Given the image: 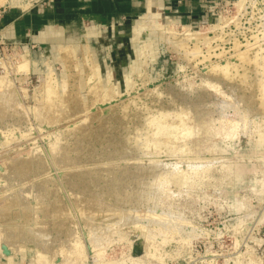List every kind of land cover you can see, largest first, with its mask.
<instances>
[{
    "label": "rangeland",
    "instance_id": "rangeland-1",
    "mask_svg": "<svg viewBox=\"0 0 264 264\" xmlns=\"http://www.w3.org/2000/svg\"><path fill=\"white\" fill-rule=\"evenodd\" d=\"M239 2L154 10L136 50L141 14L12 45L0 264H264V0Z\"/></svg>",
    "mask_w": 264,
    "mask_h": 264
},
{
    "label": "crops",
    "instance_id": "crops-1",
    "mask_svg": "<svg viewBox=\"0 0 264 264\" xmlns=\"http://www.w3.org/2000/svg\"><path fill=\"white\" fill-rule=\"evenodd\" d=\"M205 1L211 0H8L0 6L4 7L0 11V35L10 43L45 45L52 41L60 49L70 46V38L63 37L60 27L94 25L82 36L84 43H89L88 36L98 32L100 25H115L141 14L138 20L150 9L193 15Z\"/></svg>",
    "mask_w": 264,
    "mask_h": 264
},
{
    "label": "bare ground",
    "instance_id": "bare-ground-1",
    "mask_svg": "<svg viewBox=\"0 0 264 264\" xmlns=\"http://www.w3.org/2000/svg\"><path fill=\"white\" fill-rule=\"evenodd\" d=\"M243 0H240V2H242ZM8 2V0H0V6L1 5H3V4H5V3H7ZM239 2V3H240ZM159 14L158 13H155L153 10H148V12H147V14H146V19L144 20V22L143 23H141V24H138V25H136V26H134L133 27V31H132V42H133V47H134V50H136L137 49V46H138V42L140 41V42H142L143 40V36H144V34H146V33H148V32H150V29L148 28L149 27V24H151L152 23V21H153V17H155V16H158ZM155 20V19H154ZM156 23V22H155ZM158 24V23H157ZM154 25H156V24H154ZM153 25V26H154ZM160 26V25H159ZM155 27V26H154ZM160 27H163L162 25L160 26ZM159 27V28H160ZM157 28H158V26H157ZM164 28V27H163ZM156 29V28H155ZM160 29H162V28H160ZM163 31H164V29H163ZM188 31H189V29H188ZM165 32V31H164ZM167 32V31H166ZM174 33V32H173ZM190 34V33H189ZM173 35V37H175L174 35L175 34H172ZM164 37H165V35H163ZM168 36H171V35H168ZM185 37V36H184ZM162 38V37H161ZM175 38H177V37H175ZM181 38V37H180ZM163 39H165V38H163ZM184 39V38H183ZM176 40H178V39H176ZM182 40V39H181ZM144 42V41H143ZM142 42V43H143ZM177 43V42H176ZM139 44H141V43H139ZM144 44V43H143ZM142 47H143V45H142ZM65 50H68V51H70L71 52V50H69V48L67 47V48H61V52L62 51H65ZM141 50V49H140ZM137 51H139V49L137 50ZM25 52V51H24ZM23 52V53H24ZM28 53V52H27ZM65 53V52H64ZM136 53V52H135ZM66 55V54H65ZM137 55V54H136ZM23 57H24V55H23ZM66 57V56H65ZM142 57V56H141ZM25 58V57H24ZM30 58V57H29ZM70 58V57H69ZM19 59H20V57H19ZM18 59V60H19ZM25 59H27V58H25ZM91 59V58H90ZM137 59V58H136ZM18 60H17V62H18ZM21 60H22V57H21ZM65 60V59H64ZM20 61V60H19ZM30 61L32 62L31 64H33V66H34V69L36 68L37 70L38 69H40L39 68V66H38V63H37V61L36 60H34L33 59V57H31V59H30ZM66 61V60H65ZM87 61V60H86ZM92 61V60H91ZM9 62V61H8ZM23 62V61H22ZM22 62H19V63H22ZM26 62V61H25ZM28 62V61H27ZM88 62V61H87ZM19 63H17V64H19ZM135 63V62H134ZM133 63V64H134ZM67 64V63H66ZM70 64V63H69ZM72 65V64H71ZM144 65V64H143ZM15 66H17V65H15ZM14 66V67H15ZM27 66V65H26ZM69 66V65H68ZM4 67H6L5 69V71L4 72H2L1 74H3V75H0V88L1 89H4V87H6V85H7V82H8V84L10 83L9 81H8V79H7V81H6V76L8 75V66L6 65V64H4ZM20 67V66H19ZM29 67V66H28ZM15 68H18V66L17 67H15ZM27 68V67H26ZM47 68H48V70H49V72L47 73V76L49 75L50 77L52 76V74H51V70H50V68H49V66H47ZM70 68V67H69ZM21 68H19V70H20ZM24 69H25V66H24ZM29 69H30V67H29ZM35 69V70H36ZM94 69V68H93ZM16 70V69H15ZM26 70V69H25ZM224 70V69H223ZM18 71V70H17ZM22 71V70H21ZM133 71V70H132ZM27 72V71H26ZM93 72V71H92ZM23 73V72H22ZM146 73V72H145ZM25 75V74H24ZM69 75H71V74H69ZM89 75V74H88ZM97 75V74H96ZM140 77V76H139ZM92 78V77H91ZM141 78V77H140ZM43 79V78H42ZM47 79H51V78H46L45 80H46V82L47 83H44L45 85H44V100L47 102H52L53 100H55V98H56V96H58V94L56 93L57 91H56V87H55V85L54 84H52V83H50V82H52V81H50V80H48L47 81ZM262 79V78H261ZM74 80V79H73ZM91 80V79H90ZM45 82V81H44ZM97 82V81H96ZM92 83V82H91ZM94 83V82H93ZM10 85V84H9ZM42 85H43V82H42ZM71 85V84H70ZM88 85H89V83H88ZM56 86H57V84H56ZM75 86V85H74ZM93 86V85H92ZM96 86V85H95ZM213 86V85H212ZM90 87H91V85H90ZM112 87V86H111ZM96 88V87H95ZM262 88V87H261ZM216 89H217V87H216ZM89 90V89H88ZM101 90V89H100ZM104 93V92H103ZM110 94H111V92H110ZM55 95V96H54ZM55 102H56V100H55ZM54 101H53V103H55ZM53 103H51V104H53ZM1 104V103H0ZM55 105V104H54ZM1 111V110H0ZM3 114V113H2ZM7 114V113H6ZM7 115H5V117H6ZM167 126V125H166ZM164 127V126H163ZM28 165V164H27ZM20 167H22V165H20ZM25 167V166H24ZM46 167V166H45ZM7 205V204H6ZM5 206V205H4ZM3 206V207H4ZM7 207V206H6ZM36 213V212H35ZM52 224H54V223H52ZM56 224V223H55Z\"/></svg>",
    "mask_w": 264,
    "mask_h": 264
},
{
    "label": "built area",
    "instance_id": "built-area-1",
    "mask_svg": "<svg viewBox=\"0 0 264 264\" xmlns=\"http://www.w3.org/2000/svg\"><path fill=\"white\" fill-rule=\"evenodd\" d=\"M13 44L16 43H10L6 41L2 36H0V73L4 72L7 69L6 67H4V64L8 66V61L9 63H13L11 61L16 60L15 55L18 54L11 56L12 55L11 49L13 48V46H15Z\"/></svg>",
    "mask_w": 264,
    "mask_h": 264
},
{
    "label": "water",
    "instance_id": "water-1",
    "mask_svg": "<svg viewBox=\"0 0 264 264\" xmlns=\"http://www.w3.org/2000/svg\"><path fill=\"white\" fill-rule=\"evenodd\" d=\"M3 249L6 250L5 246H3ZM142 253V249L140 248L139 245H137L136 250H134V254H141Z\"/></svg>",
    "mask_w": 264,
    "mask_h": 264
}]
</instances>
